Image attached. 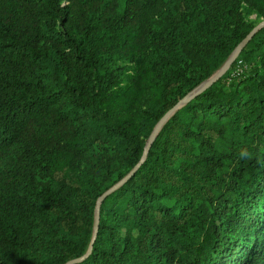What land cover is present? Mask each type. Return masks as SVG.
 <instances>
[{
  "label": "trees",
  "instance_id": "1",
  "mask_svg": "<svg viewBox=\"0 0 264 264\" xmlns=\"http://www.w3.org/2000/svg\"><path fill=\"white\" fill-rule=\"evenodd\" d=\"M264 0H0V264H264ZM248 42V43H249ZM244 50V49H242ZM125 74L123 75V65Z\"/></svg>",
  "mask_w": 264,
  "mask_h": 264
},
{
  "label": "water",
  "instance_id": "2",
  "mask_svg": "<svg viewBox=\"0 0 264 264\" xmlns=\"http://www.w3.org/2000/svg\"><path fill=\"white\" fill-rule=\"evenodd\" d=\"M262 26H264V20H262L258 25H256L254 28H252L249 33L239 42V44L236 46V48L233 50V52L230 54V56L226 59V61L221 65V67L215 71L214 74H212L208 79H206L204 82H202L199 86H197L192 92H190L189 94H187L186 96H184L183 98H181L172 108H170L157 122V124L155 125V127L153 128L152 132L150 133L147 142L144 146L143 149V153L141 156V159L139 160V162L130 170V172H128L119 182H117L116 184H114L113 186H111L109 189H107L106 191H104L98 198H97V202H96V210H95V217H94V233H93V239L96 235V230H97V226H98V217H99V204L100 202L104 199V197H106L109 193H111L113 190H115L120 184H122L123 182H125L133 173L134 171L138 168V166L141 164V162L144 160L147 151L154 139V137L156 136L157 132L159 131V129L161 128V126L163 125V123L168 119V117L176 110L178 109L180 106H182L183 104H185L187 101H189L193 96L199 94L201 91L205 90L206 88H208L209 86H211L217 79H219L230 67V65L232 64V62L234 61V59L237 57V55L239 54V52L245 47V45L249 42V40L251 39V37L253 36V34ZM91 246H92V242L89 245V248L86 252V254L84 256L69 260L68 262H66L65 264H75L78 261L82 260L85 256L88 255V253H90L91 251Z\"/></svg>",
  "mask_w": 264,
  "mask_h": 264
},
{
  "label": "rangeland",
  "instance_id": "3",
  "mask_svg": "<svg viewBox=\"0 0 264 264\" xmlns=\"http://www.w3.org/2000/svg\"><path fill=\"white\" fill-rule=\"evenodd\" d=\"M255 17L256 16L253 13L246 16V20H248V21L252 20L253 21V24H252L253 28L256 25H258L262 20H264V19H256ZM243 49L244 50H241L239 52V54L237 55V57L234 59V61L232 62V64L229 67L231 76H233L234 74H237V73H239L245 69H248L252 65V63H254L256 60L257 51H256L255 42L247 43ZM124 74H125V64L123 65V75ZM4 164H5V160L2 157H0V168Z\"/></svg>",
  "mask_w": 264,
  "mask_h": 264
}]
</instances>
